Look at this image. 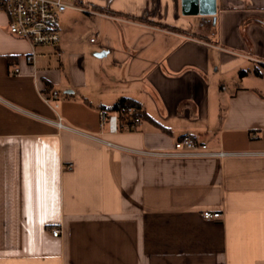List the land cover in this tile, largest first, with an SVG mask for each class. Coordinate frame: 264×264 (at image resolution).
Returning <instances> with one entry per match:
<instances>
[{"label": "crops", "instance_id": "obj_1", "mask_svg": "<svg viewBox=\"0 0 264 264\" xmlns=\"http://www.w3.org/2000/svg\"><path fill=\"white\" fill-rule=\"evenodd\" d=\"M72 2L58 45L0 12V264H264V0ZM123 96L144 115L109 132ZM184 134L230 153L140 152Z\"/></svg>", "mask_w": 264, "mask_h": 264}, {"label": "built area", "instance_id": "obj_2", "mask_svg": "<svg viewBox=\"0 0 264 264\" xmlns=\"http://www.w3.org/2000/svg\"><path fill=\"white\" fill-rule=\"evenodd\" d=\"M68 8L84 9L77 6L72 0H0V12H5L8 16L9 31L12 35L27 39L31 45H58L61 42L59 18ZM96 40V36L91 38ZM26 60L32 63L34 53L27 55ZM264 63V60L260 61ZM19 72V68H15V73ZM44 99L47 104H50L54 109L59 108V93L57 90H51L44 94ZM101 126L106 127L109 132L119 131V123L115 112L107 113L104 109L100 111ZM58 128H71L61 115H57L55 119H49ZM139 117H135V123L140 122ZM107 144L114 145L112 141H107ZM141 153L147 156L171 157V158H193L219 156L229 154L230 152L223 149L211 147L208 143L202 142L191 134H184L178 138L169 149L164 150H143ZM70 165L69 167H71ZM204 219L221 220L222 212L219 211H203ZM52 234L59 236L61 234L60 227H52Z\"/></svg>", "mask_w": 264, "mask_h": 264}, {"label": "trees", "instance_id": "obj_3", "mask_svg": "<svg viewBox=\"0 0 264 264\" xmlns=\"http://www.w3.org/2000/svg\"><path fill=\"white\" fill-rule=\"evenodd\" d=\"M107 12H110L115 15L117 14L122 15L120 12L116 13L110 10H107ZM104 109L105 111H107V113L115 112L119 120L126 119L129 121V123H132L135 117L140 118L143 117L144 115L142 105L137 100L125 96L120 97V99L117 102H115L112 106L110 107L105 106Z\"/></svg>", "mask_w": 264, "mask_h": 264}, {"label": "water", "instance_id": "obj_4", "mask_svg": "<svg viewBox=\"0 0 264 264\" xmlns=\"http://www.w3.org/2000/svg\"><path fill=\"white\" fill-rule=\"evenodd\" d=\"M182 13L189 14H214L217 10L216 0H181Z\"/></svg>", "mask_w": 264, "mask_h": 264}]
</instances>
